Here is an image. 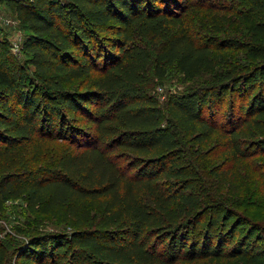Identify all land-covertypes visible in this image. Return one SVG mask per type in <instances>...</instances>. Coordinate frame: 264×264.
I'll return each mask as SVG.
<instances>
[{"label": "trees", "instance_id": "16d2710c", "mask_svg": "<svg viewBox=\"0 0 264 264\" xmlns=\"http://www.w3.org/2000/svg\"><path fill=\"white\" fill-rule=\"evenodd\" d=\"M1 3L28 31L23 58L0 35V211L23 199L71 229L0 238V264H264L262 223L212 190L180 140L214 139L232 163L264 154V0L201 3L200 38L186 18L197 0ZM236 21L242 35L212 34ZM151 63L158 80L174 65L209 82L170 93L166 114ZM47 141L65 143L52 163Z\"/></svg>", "mask_w": 264, "mask_h": 264}, {"label": "rangeland", "instance_id": "374dc122", "mask_svg": "<svg viewBox=\"0 0 264 264\" xmlns=\"http://www.w3.org/2000/svg\"><path fill=\"white\" fill-rule=\"evenodd\" d=\"M207 1L217 2V0H197L201 7L197 6L186 14L187 21L194 32L198 33V38L207 33V27L209 26L208 17L203 8ZM0 6V35L7 36L12 45L14 42H19L28 30L15 21L14 14L10 13L4 4L1 3ZM239 6H243V3H240ZM219 9L223 10V8ZM4 17L11 21H5ZM222 22L224 21L222 20ZM227 26L224 31L212 30V34L221 37L238 32L237 35H242L244 32L243 26L238 21L230 22ZM16 55L19 58L24 57L21 52L16 53ZM208 76L209 74H206L202 79H188L174 65H171L167 70V74L161 80H158L154 75L151 63L146 88L158 97L167 114V98L170 93H179L190 85L206 84L209 82L207 80ZM224 105L225 103L222 108L225 107ZM218 118L219 121H223V113H219ZM180 140L183 146H191L186 149L185 153H191L192 163L196 164L198 169L208 172L207 176L209 177L208 180L212 182V190L216 191L225 203L245 212L249 217L260 221L264 226V154L253 155L240 162L232 163L223 148L215 144L214 139L202 143H191L182 138ZM50 143L52 142L47 141V144L41 148L40 162L42 163H52L56 158L58 149L65 144L63 141ZM185 143L186 145H184ZM204 175L206 177V174ZM69 229H71V226L60 220L47 216L31 215L27 211L23 199L6 202L4 209L0 211V238L11 243L25 241L31 233L65 232ZM261 233L264 238V232ZM4 264L19 263L14 255L10 259L7 258ZM192 264H226V262L221 261L218 263L202 260Z\"/></svg>", "mask_w": 264, "mask_h": 264}, {"label": "built area", "instance_id": "2783aa9c", "mask_svg": "<svg viewBox=\"0 0 264 264\" xmlns=\"http://www.w3.org/2000/svg\"><path fill=\"white\" fill-rule=\"evenodd\" d=\"M4 20L5 21H7V22H10L11 20L10 19H8V18H5L4 17ZM20 48V40H19V42H14L12 45H11V50L13 51V52H19V49Z\"/></svg>", "mask_w": 264, "mask_h": 264}]
</instances>
